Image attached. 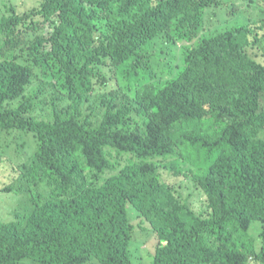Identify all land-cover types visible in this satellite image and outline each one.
Masks as SVG:
<instances>
[{"label":"trees","instance_id":"1","mask_svg":"<svg viewBox=\"0 0 264 264\" xmlns=\"http://www.w3.org/2000/svg\"><path fill=\"white\" fill-rule=\"evenodd\" d=\"M233 1L0 0V161L25 183L3 191L33 187L0 264H141L131 212L151 264H264V14L206 30Z\"/></svg>","mask_w":264,"mask_h":264},{"label":"rangeland","instance_id":"2","mask_svg":"<svg viewBox=\"0 0 264 264\" xmlns=\"http://www.w3.org/2000/svg\"><path fill=\"white\" fill-rule=\"evenodd\" d=\"M232 4L233 8L235 11L239 12L240 16L233 15L231 13L233 9L228 10V8L225 7L220 10L218 15H211L215 25L210 29L217 28L221 25H223L222 28H226L227 26L235 27L238 21L237 19H241L242 22L245 21L243 15L259 18L264 14V0H236L233 1ZM178 46L181 51L182 45ZM98 88H101V85H99ZM262 138L264 139V134ZM17 162H19V160L7 162L0 161V188L13 185L19 189L22 184H25L22 182L24 172L17 166ZM164 177L166 181L173 186L174 192L180 195L182 200L188 199L187 201L191 205V208H193L197 214H205L208 207L207 196L197 181L184 176L174 177L167 172H164ZM21 191L24 192V190ZM21 197L24 201L25 197L22 195ZM0 200V217L4 220L16 219L19 213L24 214L26 211V205H24L23 201H19L18 196L13 192H1ZM5 216H7V218H5ZM131 216L133 226L135 227V238L132 245L133 255L136 258L139 257L137 260L140 261L141 264H151V257L155 253V248L158 245L159 239L152 233L149 225L143 221L142 218L137 217L132 212ZM261 232L262 224L260 223H254L250 228L249 234L256 239V245H258Z\"/></svg>","mask_w":264,"mask_h":264},{"label":"clouds","instance_id":"3","mask_svg":"<svg viewBox=\"0 0 264 264\" xmlns=\"http://www.w3.org/2000/svg\"><path fill=\"white\" fill-rule=\"evenodd\" d=\"M211 15H216V13H212V12L207 13V17H206V30L212 28V27L215 25V22H213ZM217 15H218V14H217ZM222 26H223V25H221V26H219V27H217V28H221ZM214 29H215V28H214ZM102 36H104V35H102ZM178 45H182V43H178ZM82 161H84V156H82ZM17 166L19 167L18 164H17ZM20 169H21V168H20ZM53 170H54V169H53ZM55 171H56V172H61L62 169H57V170H55ZM61 177H62V176H61ZM62 178H63V177H62ZM31 188H33V187H31ZM31 188L28 189V191H27V190H24V192L27 191L25 194H23V195H25L26 201L29 199V195H30L29 190L31 191ZM3 189H4V188H0L1 192H4ZM1 192H0V197H1Z\"/></svg>","mask_w":264,"mask_h":264}]
</instances>
